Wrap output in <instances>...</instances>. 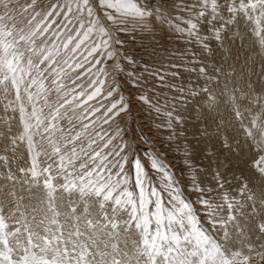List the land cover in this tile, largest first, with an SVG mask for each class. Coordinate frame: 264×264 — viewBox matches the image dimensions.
<instances>
[{"label":"snow or ice","instance_id":"obj_1","mask_svg":"<svg viewBox=\"0 0 264 264\" xmlns=\"http://www.w3.org/2000/svg\"><path fill=\"white\" fill-rule=\"evenodd\" d=\"M156 2L99 0L104 17L114 29L111 31L90 0H66L62 6L66 7L65 17L75 6L76 18L86 13L88 21H80L79 30L62 40V31H52L50 35L55 39L46 46L45 34L56 22L45 24L44 20L60 13L48 11L44 19L32 24L39 15L36 0L26 4L15 0V6L13 0H0V104L5 113H18L22 128L18 134L12 133L9 121L17 117L8 116L3 121L7 130L0 132V139L6 141L0 147V168L6 169L0 177L3 182H12L10 190L0 192V264H264V251L259 250L264 249V186H252L251 177L235 176L238 187L233 195L225 189V185L232 187V182L222 171L212 175L215 189L201 187L202 181L193 173L191 188L201 194L197 202L205 210V227L198 215L200 209L194 207L179 181L154 154L149 155V160L151 167L162 174L160 188L152 184L140 159L126 170V149L130 150L133 142L121 139L105 152L114 136L104 140L100 132L87 134L90 123L84 121L99 111L91 108L89 101L101 96L105 81L99 75L106 76L105 69L97 68L93 73L96 78L87 87L75 84L84 72L76 75L74 88L64 84L70 71L84 69L87 63L85 71L91 72L102 63L101 56L110 60L123 55L134 62L118 51L116 46L124 43L119 34L136 29L147 31L150 18L169 23L168 17L161 15L166 0H159V7L153 8ZM29 9L32 12L23 16ZM182 10L191 12L196 19L193 22L189 18L188 26L177 30L187 32L205 51H211L212 40L223 45L230 37L239 38L243 26L264 48V0H195L190 6L182 5ZM17 15L23 16L19 26ZM68 24L63 29H68ZM205 27L208 34L202 35ZM93 34L100 39L81 51ZM37 37H44L40 44L36 43ZM113 67L117 73L124 71L119 60ZM187 71L198 72L209 85L219 81L223 73L222 68L210 73L203 65ZM181 75L171 73L173 79ZM159 80L164 82L165 76L160 75ZM223 83L219 93L206 86L198 90L171 82L164 86L187 92V97H180L181 102L201 97L197 103H206L210 112L218 111L228 93L227 104L241 123L240 133L256 154L248 167L264 181V120L260 119L264 114V92L252 97V105L260 112L245 124L240 104L241 97L248 94L237 95V90L229 91L227 80ZM120 87L114 81L105 98ZM140 99L150 103L145 96ZM128 109L129 103L120 95L106 107L103 115L108 118L104 123ZM247 111L251 113V108ZM167 115L181 119L173 117L172 112ZM64 121L71 127H65ZM74 121L80 122L79 128ZM120 132L117 128L115 136ZM97 138L104 143L99 145ZM21 145L26 150L27 166L17 167L14 172L11 164L18 158ZM235 146H240L238 140ZM224 148L232 152L233 143L226 139ZM229 166L230 162L222 167ZM21 179L23 194L16 190L15 183ZM214 191L219 203L205 195Z\"/></svg>","mask_w":264,"mask_h":264},{"label":"rangeland","instance_id":"obj_2","mask_svg":"<svg viewBox=\"0 0 264 264\" xmlns=\"http://www.w3.org/2000/svg\"><path fill=\"white\" fill-rule=\"evenodd\" d=\"M30 2L31 0H19L20 4ZM193 3H195V0H175V2L174 0H166L164 12L161 15L168 17L169 23L162 22L158 18H150L147 31L136 29L119 34L120 39L124 43L122 46H116L118 51L121 54L130 56L134 62L124 59L123 55L110 60L101 56L102 63L93 67L91 72L85 71L89 67L87 63H85L84 69L70 71L69 78L64 80V84L69 89L74 88L73 81L76 75L84 72L85 74L81 76L80 80H75V84H83L87 87L89 81L96 78L93 73H96L97 68L105 69L107 75L105 76L103 73L99 75V79L105 81L102 86L101 96L89 101L91 108H98L99 111L92 112L89 115V119L84 121V123H90L87 134L94 136L96 132H100L104 136V140L114 136L109 148L104 149L105 152L118 145L121 139L133 142L130 145V150L126 149L128 151L126 170L132 166L135 159H140L151 177L152 184L160 188L162 186V174L151 167L149 160V155L154 154L179 181L185 196L191 200L194 207L200 209L198 215L201 216L205 227H208L207 218L204 216L205 210L197 202V197L201 194L192 190L191 176L193 173L197 175L198 179L202 181L201 187H212L215 189L216 185L212 180V175L214 171H222L225 178L232 182V187L225 185V189L235 195L234 188L238 187V182L234 177L239 175L250 177V174L253 177L256 173L252 170L250 174L239 171L240 161L233 158L234 154L232 152L225 150L224 144L227 139L229 143H233V148L237 150L241 146L248 145V143L240 133V121L235 116L233 118L230 115L229 111L231 110L232 112V107L226 101L216 111L215 117L220 121V124L215 130V134L210 135L209 130H203L199 125L195 126L194 124L199 116L198 111H196L198 106L195 104H200L197 101L194 103V99L199 97L186 99L185 102H181L180 97H187L188 93H179L176 88H169L164 85L171 82L183 85L186 89L193 87L198 90L199 87L205 86L215 88L217 83L224 87L223 82L227 80V86H232V90H237V95L241 93L248 94L247 97H241L240 104L241 110L245 112L244 123L248 124L260 112L259 107L251 104V99L264 92V52L261 50L256 37L250 31L244 30L246 26L240 29L239 38L230 37L223 45L212 40L210 41L211 51H205L194 38L188 36L187 32L177 30L178 28H186L189 18H192L193 22L195 21L196 18L192 16L191 12L182 10V5L190 6ZM90 4L96 9L105 26L109 30L114 31L111 22L107 21L99 7V0H90ZM53 5L56 7L53 8ZM64 5H66V0H36L35 10L39 15L32 21V24L44 19L48 11L60 13L44 20L45 24L53 20L56 22L49 29V33L45 34L48 37L46 46H51V42L55 39V37L50 35L52 31H62L60 37L62 40L65 35L74 34L79 30L80 21L85 23L88 21L86 13L80 16L79 19L76 18L75 6H73V12L65 17L66 7H62ZM12 6H15V0H13ZM151 6L153 8L159 7V0ZM2 11L3 9L0 8V12ZM31 12L32 9H29V12L24 13L23 16H28ZM23 16H16L18 26ZM69 20H71V24H68ZM65 24H68V29H63ZM201 34H208L206 27ZM43 39L44 37H37L36 43L40 44ZM99 39L100 37L93 34L86 41V45L82 46L81 51H84L86 46ZM224 53H227L228 61L229 56L231 57V65H224L222 62ZM77 58H79V54H77ZM93 59L94 57H89V60ZM116 60H119L124 71L117 73L114 69L113 65ZM202 65L207 66L210 73L215 68H222L226 71V74L223 77L220 75L219 81H213L209 85L206 83L205 77L200 76L198 72L187 71L188 68H198ZM173 71L180 72L182 75L173 79L171 76ZM128 73L133 75L129 77ZM160 75L165 76L164 82L159 80ZM114 81L119 83L121 87L111 97L105 98ZM199 83H203V85ZM253 87L254 95H251L250 98L249 93H252ZM76 91H80V89L76 88ZM120 95H123L129 103L128 111L110 119L108 123H104V120L108 118L103 115L106 107L111 101L118 99ZM141 96L147 97L150 103L141 100ZM242 103H245L246 106H250V104L253 106L251 107V113L245 109ZM204 104H201V109L203 110L204 118H206L210 111L207 109L206 103ZM157 108L159 111L156 110ZM79 111V109H76L77 114H79ZM168 112H172L173 117L179 116L181 119L170 118L167 115ZM69 115H72V113H69ZM8 116L17 117V119L9 121V123L12 125V133L18 134L22 130L18 121V113L11 111L5 113L2 110V104H0V132L7 130V126L3 121L7 120ZM260 119L264 120V116H260ZM74 122L79 128L80 122ZM62 124L65 127H71L66 121L62 122ZM117 128L121 130L119 136H115ZM104 140L97 138V143L102 145ZM237 140L240 142L238 148L235 146V141ZM5 143L6 141L0 139V147ZM93 147L95 148L97 145H93ZM17 155L18 158L13 160L11 164L14 172L17 167L27 166V154L24 145L20 146ZM229 162L230 166L224 169L222 166L229 164ZM4 171L6 169L0 168V172ZM16 174L22 178V174L19 172H16ZM21 182L22 179L15 182L16 190L23 194V189L20 187ZM10 183L12 182H3L2 177H0V184L3 185L0 187V190H2L0 192L10 190ZM251 185L260 187L258 184L256 186L254 184ZM205 195L212 197L214 202L219 203L215 191L205 193ZM253 240L255 241V235ZM261 240L264 241V238H261ZM259 250L264 251V249Z\"/></svg>","mask_w":264,"mask_h":264},{"label":"bare ground","instance_id":"obj_3","mask_svg":"<svg viewBox=\"0 0 264 264\" xmlns=\"http://www.w3.org/2000/svg\"><path fill=\"white\" fill-rule=\"evenodd\" d=\"M261 50H263V52H264V48L261 47ZM230 60H231V57L229 56V61H228V55H227V53H224L223 54V60H222L224 65H226V64L231 65ZM225 74H226V71L223 70V73L221 74L222 77ZM199 84H201V83H199ZM201 85H203V83ZM223 88H224L223 85H220V84H219V87H217V86L215 87L217 93H219L220 90L223 89ZM228 89H229V91H231L232 90V86L228 87ZM251 95H254V87L252 88V93H249V97L250 98H251ZM224 96H225V101L227 102L228 93H225ZM200 99H201V97L194 99V103L196 101H199ZM201 104L205 105L204 103L195 104V105L198 106V109L196 111H198L199 116L197 117V120L194 122V124H195V126L199 125V127L201 129H203V130H209L210 135H214L215 134V130L217 129V127L220 124V121L215 117L216 111L215 112H210L208 114L209 117H210L209 119H208V115H206V118H204V116H203L204 113H203V110L201 109ZM251 104H250V106H246L245 103H242V105L245 107V109H249V108L254 106V105L252 106ZM229 106L231 107V105H229ZM229 113L234 118L235 115H234L233 110H232V112L230 110ZM261 116H264V114H261ZM232 154H234L233 158L235 160L240 161V166H239L238 170L241 171L242 173L244 172V173H249L250 174L251 169L248 167V165L251 163V160L255 158L256 154L251 151V149L249 148V145L241 146L237 150L234 148V150L232 151ZM250 177H251V180H250L251 184H254L255 186H256V184H258V185H260V187L264 186V181H261V179L259 178L258 174H256V175L254 174L253 177L250 174ZM0 191H2V190H0Z\"/></svg>","mask_w":264,"mask_h":264}]
</instances>
